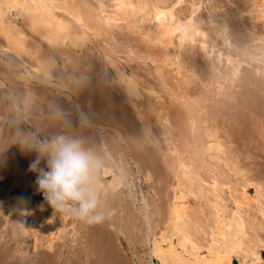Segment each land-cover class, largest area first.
<instances>
[{"label": "rangeland", "instance_id": "obj_1", "mask_svg": "<svg viewBox=\"0 0 264 264\" xmlns=\"http://www.w3.org/2000/svg\"><path fill=\"white\" fill-rule=\"evenodd\" d=\"M66 1L68 5H64H74L85 14L83 23L86 25H81L64 10L58 9V14L60 17L64 16V20H70L72 30L82 34L85 43L73 47L66 46L65 49L28 30V54H23L24 61L28 58L26 65L31 72H35L36 66L43 67L50 60L54 62L57 71L77 69L86 72V86L72 95L82 101L83 110L89 113L91 120L93 119L92 127L87 128L92 133V139L89 140L92 146L96 150L103 148L104 153L108 149L115 164L126 169L125 177L123 175L124 185L118 189L108 187V182L113 178L112 174L106 175L108 177L101 181L102 210L106 214L102 223L90 225L70 214L67 216L62 213V216L57 212L54 234L50 235L47 230L41 232L37 229L36 234L28 233V237H24L18 220L2 208L0 202V264H115L114 260L117 258L124 261V264H158L156 259L150 257V244L146 237L151 236L149 225L154 227L157 234L168 226L170 205L174 201L176 191L178 192L174 167L181 171L178 167L180 162H185V171L189 178L181 177L187 184L177 202L182 205L181 209L188 214V218L206 231L214 225L216 211H221V217L225 220H228L234 211H239L245 220L247 238L244 237L245 243L233 257L232 264H255L253 258L256 255L251 253L252 251L260 253L262 260L258 264H264V44H261L264 43V15L260 16V13H264V0L177 2V16L182 15L180 18L184 19L185 16L195 17L197 24L209 35L205 38V49L201 47L202 37L197 35L196 41L186 43L189 51L181 52L177 46L167 44V47L155 39L157 31L153 30H158V26L154 20L142 22L145 33L136 31L139 32L136 35L131 27L127 26L126 20H115L117 23L113 21V16L120 17L116 16L113 7L102 11L97 5L95 7L94 0ZM193 2L198 3L199 9L192 14ZM106 12H110V15ZM108 16L111 18L109 21L105 20ZM105 21H111V30ZM244 39H247V42ZM123 41L125 42L122 43ZM210 44L216 45V48L214 47L209 56L206 52L210 47L212 50ZM177 53L180 56L176 55ZM228 55L239 65L236 78L232 74L231 64L225 60ZM22 59L20 58L19 63L23 62ZM112 62H117V65L127 72L132 69L139 82L144 85L143 95L137 99L139 113L133 109L123 89L118 86L117 72ZM22 67H17L11 72L25 76L26 68ZM21 78L0 84V89L5 86L19 89L34 97L40 109H43L48 101L62 102L64 99V108L70 113L75 111L74 106L69 105L70 100L64 95L35 84L28 80L27 76ZM0 108V143L7 144L4 151L0 152L1 197L4 195L2 186L15 175L29 172L36 181L37 173L29 171V164L36 159L37 154L22 150L19 144H12L9 131L3 126L6 109L2 105ZM162 112L169 113L173 127L175 124L172 128V142L166 140L161 126ZM29 122L24 127L41 138L51 135V131L58 133L63 130L46 113H37ZM72 122L77 133H80L82 128L79 121L74 117ZM193 122L195 127L192 134ZM101 123L109 127L104 132L106 135L103 133L106 149L100 144L102 133H99L98 126ZM115 130L122 132L123 140L115 135ZM212 133H215L216 139L222 144V151L208 149L206 142L209 139V142H213L214 138H209L207 134ZM197 137H201L199 147L195 146ZM216 153L221 158L210 156ZM105 157L108 162L104 164L108 166L111 161L107 153ZM41 167L46 168V161ZM116 170V173L121 175L117 167ZM216 181L219 185L217 187ZM33 196L35 200L43 198L41 193ZM143 197L150 203L149 207L151 205L148 212L150 211V217L153 215L149 224L143 217L144 212L140 211L144 206ZM51 210V205H47L46 211ZM31 221L32 218L27 215L24 220L25 230H30ZM204 231L198 232L196 236L201 243ZM204 251L201 253L204 254ZM206 262L204 261L205 264Z\"/></svg>", "mask_w": 264, "mask_h": 264}, {"label": "bare ground", "instance_id": "obj_2", "mask_svg": "<svg viewBox=\"0 0 264 264\" xmlns=\"http://www.w3.org/2000/svg\"><path fill=\"white\" fill-rule=\"evenodd\" d=\"M94 1L96 3V4L94 3L95 7L97 5L98 9H100L102 11H104L105 8L107 9L108 7H113L112 9H114V13L117 14L116 16L120 15V17L113 16L112 17L114 19L113 21L115 23H117L116 21L119 20V19L126 20L127 21V26L131 27V30L133 32H135V33H136V31H140V34L144 32L143 31V29H144L143 27L144 26L142 25V22H144L145 20H150V21L154 20V21H156L157 26H158V30H155V29L153 30V31H157L155 33V35H154L153 32L152 33L155 36V39L157 38L159 40V42L162 45H164V46H166L167 44H173V45H175V46H177L179 48L180 52L181 51H189V48L186 47L187 46L186 43L187 42L190 43V42L196 41L197 35L198 36L200 35V37H202V40H201V45L202 46L201 47H203V49L206 48V39L205 38L207 36L209 37V35H207L206 31L201 29L200 25L197 24L198 21L195 20V17L191 16V17L187 18L185 16V19H184V17H182L183 18L182 19V18H180L182 15L181 16L180 15L177 16V14H176L177 10L175 11V6L177 5V2L179 4L180 2H183L185 0H176L175 2H174V0H94ZM66 2H67L66 0H0V79L2 80V81L0 80V84H4V83H6V81H8V82L13 81L14 82L17 79L20 80V78L22 76H24V75H21L22 73L21 74L20 73L19 74L15 73L16 75H14V73H12L11 70H9L7 68V66L5 64V60H6V57H8V56L23 58L22 59L23 62L20 63V66H23V67L26 68L25 76H27L28 72H31L27 68L28 64L26 63V61L28 62V58L25 57L26 59L24 61V57H23V54L27 53V51H26L27 50L26 43H28L27 42L28 41V33H27L28 30H30V32L32 31V33H34V32L37 33L40 37H42L44 39H47L50 43H52L54 45L57 44L60 47L62 46L63 48H65L66 46H72L73 47V46H77V45H80L82 43H85L84 42L85 37L82 36V34L78 33V31L76 33V31L74 32L72 30L71 26L69 25V21L70 20L69 21L64 20L62 18L64 16L60 17L61 15L58 14V11H57L58 9L59 10L60 9L64 10V12L68 13V16H71V17L73 16L76 21L80 22L81 25H83V26L86 25V23H83V21H84L83 16L85 14L80 12L81 11L80 9L79 10L76 9V7H74V5H73V7H72V5H70V6L64 5V4L68 5V3H66ZM194 2H196V1H194ZM194 2L192 4V6H191V7H193L192 14L195 13L197 11V9H199L198 3H194ZM197 2H199V1H197ZM106 13L109 14L110 12L109 13L106 12ZM259 13H260V11H259ZM69 14H71V15H69ZM261 15H264V13L263 14L260 13V16ZM87 16H86V18L89 20V16L88 17ZM253 18H254V16H253ZM99 20H101V19H99ZM105 20L109 21V20H111V18L109 17V18H107ZM110 22H106L105 21V23H108V25L111 24ZM109 29L110 30L112 29L111 26L109 27ZM136 29H138V30H136ZM80 32H82V30ZM137 33H139V32H137ZM137 33H136V35H138ZM132 34H134V33H132ZM146 37H148V36H146ZM140 38H141V40H144L143 37H140ZM124 39H126V38H124ZM227 39H229V38H227ZM241 40H239V41H241ZM244 40L247 42V39H244ZM144 41H146V39ZM124 42L125 41H123L122 43H124ZM154 43L155 42H153V44ZM209 43H210V41H209ZM227 43H228V41H227ZM230 43H232V42H230ZM149 44H151V43H149ZM261 44H264V43H261ZM147 45H148V43H147ZM210 45H208V46H210ZM169 46H171V45H169ZM211 46H212V50H210L211 49V47H210L209 51H207L206 53L209 54L211 51L213 52V49H214V47L216 45H211ZM167 47H168V45H167ZM63 48H60V49L63 50ZM259 48H261V47H259ZM70 49H71V47H70ZM190 49H192V48H190ZM104 51H105V49H104ZM190 52H191V50H190ZM167 54H168V52H167ZM176 55H178V53ZM178 56H180V55H178ZM209 56H210V54H209ZM52 58H53V56H52ZM175 59H177V58H175ZM181 59H182V57H181ZM218 59H220V58H218ZM225 60L228 61L227 63L231 64L232 72H233L232 74L236 78V75H237V73L239 71V65L236 64V62H234V60L232 59V57L230 55L226 56ZM173 62H175V61H173ZM237 63H239V61ZM112 64H113V67L115 68V70L117 72V74H116L117 77L116 78H117L118 86H120V88L123 89L124 94L127 97L128 101L131 103L133 109H135L139 113L137 99L142 97V95H143L142 88H143L144 85H142L141 82H139L140 80L136 76V73L134 71H132V69H131V72H127L125 69L120 68L117 65V62L116 63L112 62ZM178 65H180V64H178ZM178 65H176V66H178ZM40 68H42V67H37L36 66L35 71L39 70ZM179 68H181V67H179ZM233 76H230V77L232 78ZM24 77H22V78H24ZM114 81H116V80H114ZM22 84H24V83H22ZM220 85L221 84H219V87H221ZM69 95H70V98H69ZM69 95H64L65 97H67L70 100L69 105L71 104L72 106H74V108H75V105H79L80 109L83 110L82 101L79 100V99L74 98L72 94H69ZM95 98H97V97H95ZM49 100H51V99H49ZM107 100H109V99H107ZM63 101H64V99H63ZM63 101L62 102L61 101H55V102L61 104L64 107ZM162 103H164V102H162ZM70 108L73 109V107H71V106H70ZM72 109H70V110H72ZM75 111L73 113H71L72 114V118H74V117L76 118ZM141 113H142V111L140 112V115H141ZM160 114L162 115V117L160 119H161V126L163 128L165 138H166L167 141L172 142L173 141L172 128L175 127V124H174V127H173L171 119H170V116H169V113L165 114L164 112H162ZM99 117H96V118H99ZM146 118L148 119L147 116H146ZM107 122H109V121H107ZM144 125H146L145 122H144ZM191 125L193 126L192 130H191L192 134H193L194 133L193 130H194V127H195L194 126L195 125L194 122H193V124L191 123ZM34 127L36 128V125H34ZM38 128H40V127L38 126ZM38 128L35 129V130L37 131ZM98 128H99L98 129L99 133H102L101 141H100L101 143L100 144L102 145V147L104 146V148H105L106 147V143H105L106 140H105V136H103V135L104 134L106 135V133H104V132L106 130H108L109 127L107 126V124L105 125V124L101 123V124H99ZM41 130H43V129H41ZM46 130L48 132L50 131L49 129H46ZM72 130L74 132H77L75 126H73ZM176 133H177V131H176ZM50 134L51 135L55 134V132L51 131ZM115 135H117V137H119L120 140H123V134H122L121 131L115 130ZM176 136H178V135H176ZM207 136L209 138H214L213 142H209L210 139L206 142V144L208 143V145H209L208 149L209 148L210 149H214L215 151L219 152L222 149V144L216 139L215 133H212V134H209V135L207 134ZM192 138H193V136H192ZM200 138L201 137H197L196 140H195V146H197V147H199L201 145ZM203 141L204 140H202L201 142L204 143ZM173 143H175V141ZM176 148H177V145H176ZM107 150L105 152L107 153L108 158L111 161V164L108 165V166L106 165L107 163L103 165L104 166L103 175L106 176V175H109V174L111 175L112 174L113 178L111 179V181L108 182L109 183L108 187H110L112 189H118L119 187L124 185L123 175H124L126 169L124 170V168L122 166H120L119 164H117V165H119V166H117L115 164V162H114L112 154H110V152L107 151ZM106 153H104V154H106ZM100 156H101V154H100ZM210 156L212 158H216V159L221 158L217 153L216 154H211ZM119 161H121V160L119 159ZM169 162H170V160H169ZM184 163L180 162L178 164V167L181 169V171L176 169V166L174 167V171H175L174 173H175L176 178H177V189H178V192L176 191V194L174 196V201L170 205L169 217H168V219H169L168 226L166 227L165 230H163L162 232L157 234L155 232L154 227L151 228V226L149 225V228L151 229L149 234H151V236H149L148 238L146 237V239H147L148 243L150 244V247H149L150 257L156 259L158 261V264H205L204 261H207V262L212 263V264H232L233 257L238 253V250L241 249L243 243H245L244 242L245 238H247V237H245V235L247 233L245 220L241 216L240 212L237 211V210L233 212L232 216L229 217L228 220H225L224 218L221 217V214H220L221 211H216V213H214V221H215L214 225L210 226L208 228V230L204 231L203 230L204 228L203 229L199 228L198 224L196 222H194L190 218H188V214L184 211V209H181L182 205H179V203L177 202V200L179 198H181V193L186 188V184H187V181H186V184H185V182H184L185 180L182 179L181 177L185 176L184 178H187V177L189 178V176H188L189 174L185 171ZM116 167L119 170V173L121 175H118L116 173V171H117ZM124 177H125V175H124ZM189 183H191V182H189ZM192 184H193V182H192ZM101 185H102V182H101ZM217 186H219V185L217 184V181H216L215 182V187H217ZM2 190H3V194L4 195H2L0 197V202L2 203L1 207L6 209V210H8V212H10V214L13 215V217H15L18 220V222L20 224L19 227H20L21 233H22V235L24 237L25 236L28 237V233L36 234L37 233V231H36L37 229L39 231H41V232H44L45 230H47L48 231V235L54 234L55 213H57V212L54 210V208L52 206L51 207H52L53 210H51L50 212L46 211V206L49 205V203L46 201L44 195H43V198L40 199V200H35L34 199V196H33L34 194H39V193L43 194V193L38 190V185H36L35 181L32 179V177L29 174V172H25L24 171L23 173H20L19 175H15L14 177H12L8 181H6L5 185L2 186ZM192 190H193V188H192ZM189 192H190V190H189ZM20 195H24V196H26L28 198L26 204L18 202L17 197L20 196ZM200 195H201V193H200ZM232 198H233V196H232ZM141 203H142V201H141ZM143 204H144L143 210H140V211L144 212V216L143 217L145 218L146 223L149 224V221H151V217L153 215V214H151V217H150L149 216L150 215L149 214L150 211L148 212V209L151 207V205L149 207L150 203H148V201H147V199L145 197H143ZM180 204H181V202H180ZM137 206H139V205H137ZM218 207H220V206H218ZM140 209H142V208H140ZM222 213H224V212H222ZM1 214H2V212L0 210V216H2ZM27 215H29L32 218V221H31L32 225H30V230H25L24 220H25ZM61 215H62V213H61ZM67 216H68V214H67ZM155 226H156V224H155ZM59 227H62V226H59ZM149 228H148V230H149ZM200 231H204L205 232V235L203 237L202 243L199 242L196 239L197 233L200 232ZM15 232H17V231H15ZM121 233H124V232H121ZM140 236H142V235H140ZM146 236H148V235H146ZM24 240H26V238H24ZM132 242H133V240L130 241V243H132ZM49 245H50V243H49ZM203 249H205V251ZM202 250L205 252L204 254L201 253V252H203ZM243 251H245V250H243ZM251 253L256 255V257L253 258V259H254L255 264L256 263L258 264L262 260V258L260 256V253L253 252V251ZM243 258H244V256H243ZM51 260H53V259H51ZM243 261H244V259H243ZM114 262H115V264H124L123 263L124 261H122L120 258H117L116 260H114ZM207 262H206V264H208ZM252 262H253V260H252Z\"/></svg>", "mask_w": 264, "mask_h": 264}, {"label": "clouds", "instance_id": "obj_3", "mask_svg": "<svg viewBox=\"0 0 264 264\" xmlns=\"http://www.w3.org/2000/svg\"><path fill=\"white\" fill-rule=\"evenodd\" d=\"M19 61V57L8 56L5 64L9 70H14L20 66ZM27 77L61 95L75 94L88 82L85 71H57L51 60L39 70L28 72ZM0 105L6 109L3 126L9 131L11 142L19 144L26 152L37 154L29 164V171L37 173L35 183L46 201L58 213L70 214L90 225L102 223L106 219L101 199L102 157L88 137L72 130V114L55 101H49L40 109L34 97L9 86L0 89ZM75 110L81 128L92 127L89 113L79 105H75ZM37 113H46L63 130L41 138L26 129L24 126ZM6 147L7 144L0 143V152ZM42 161H46V168L40 166ZM17 200L26 204L28 198L20 195Z\"/></svg>", "mask_w": 264, "mask_h": 264}, {"label": "crops", "instance_id": "obj_4", "mask_svg": "<svg viewBox=\"0 0 264 264\" xmlns=\"http://www.w3.org/2000/svg\"><path fill=\"white\" fill-rule=\"evenodd\" d=\"M79 131H80L81 134H83V135H85L86 137H88L89 140L92 139V136H91L92 133L90 132V130H87V129H80ZM102 150H103V148H100V149L97 150V151L101 154V157H102V163L104 164V163H107V162H106L105 154H104V152H103ZM43 163H44V161L41 162V165H42ZM41 165H40V166H41ZM107 177H108V176H103L102 179H101V181L105 180Z\"/></svg>", "mask_w": 264, "mask_h": 264}]
</instances>
